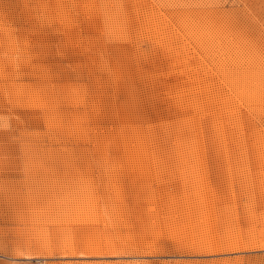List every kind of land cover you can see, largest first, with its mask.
<instances>
[{
  "label": "rangeland",
  "instance_id": "1",
  "mask_svg": "<svg viewBox=\"0 0 264 264\" xmlns=\"http://www.w3.org/2000/svg\"><path fill=\"white\" fill-rule=\"evenodd\" d=\"M264 264V0H0V264Z\"/></svg>",
  "mask_w": 264,
  "mask_h": 264
},
{
  "label": "built area",
  "instance_id": "2",
  "mask_svg": "<svg viewBox=\"0 0 264 264\" xmlns=\"http://www.w3.org/2000/svg\"><path fill=\"white\" fill-rule=\"evenodd\" d=\"M36 264H41V262H40V261H38Z\"/></svg>",
  "mask_w": 264,
  "mask_h": 264
}]
</instances>
